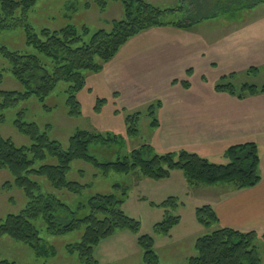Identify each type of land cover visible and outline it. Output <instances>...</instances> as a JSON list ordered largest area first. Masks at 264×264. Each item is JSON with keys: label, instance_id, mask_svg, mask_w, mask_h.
I'll list each match as a JSON object with an SVG mask.
<instances>
[{"label": "rangeland", "instance_id": "374dc122", "mask_svg": "<svg viewBox=\"0 0 264 264\" xmlns=\"http://www.w3.org/2000/svg\"><path fill=\"white\" fill-rule=\"evenodd\" d=\"M87 1L39 0L28 13L25 24L34 32L59 30L69 25L77 29L86 26L93 34L109 30L112 21L123 18V6L118 1H108L103 10L96 6L86 10L84 4ZM144 1L162 10L182 8L165 15L164 22L190 21L195 24L187 29L166 26L147 30L122 46L99 73L85 72V83L74 93L80 104L79 116L67 115L69 84L61 82L43 102L30 98L8 110L5 122L0 125L1 137L18 147L30 145L28 139L13 127L16 114L23 112L24 122L33 123L47 132L49 139L56 141L63 150H67L69 139L78 131L104 138L111 135L121 137L116 143L89 147V155L100 163L122 160L133 150L149 145L160 154L186 150L210 163L226 164L227 160L221 156L228 147L209 149L195 145L201 137L200 134L194 135L195 131H199L198 127L193 129L195 124L190 117L177 116L182 117L193 107L214 109L216 114L228 112V102L223 99L228 94L217 92V85L231 83L237 91L243 85L264 86V0ZM225 3H231L235 8L231 5L226 7ZM19 17L17 13L15 18ZM162 34H170L175 39L168 42ZM0 47L9 52L35 54L32 48L25 45L23 27L0 32ZM162 55L165 57L163 64L160 62ZM251 68L257 69V73H249ZM0 70L3 74L0 91H24L10 74L8 64L1 55ZM199 98L204 101L198 102ZM150 108L153 109L152 114L149 113ZM129 117L137 118L135 136L127 135L129 126L126 120ZM154 121L157 126L152 125ZM253 136L238 144L258 141V154L264 163V136ZM44 164L55 162L49 158L36 166ZM66 179L82 185L81 192L75 195L57 191L43 178L34 180L44 194L55 195L73 212L81 205L87 206L88 200L96 195H115L122 201L121 211L139 224V235L153 238L160 264H186L190 257L196 255L195 241L222 227L220 222L208 227L197 223L196 209L207 205L213 198L209 189L211 186L190 184L179 170L163 180L144 177L138 170L128 174L110 172L103 176L100 169L83 161H73ZM7 182H12L10 175L0 171V224L8 215H17L26 206L22 191L14 187L5 188ZM170 196L178 202L175 209H170L171 214L179 216L180 220L169 235H163L155 231V226L164 220L162 202ZM88 214L89 210L85 208L78 212L77 217ZM34 225L43 244L54 251V256L37 258L26 245L3 237L0 238V261L14 264H83L76 253L67 251V246L80 242L84 226L77 231L52 236L45 231L40 218L34 221ZM137 237L138 234L130 231H116L94 247L93 258L97 264H139L142 251ZM255 247L261 264H264V236L257 235Z\"/></svg>", "mask_w": 264, "mask_h": 264}, {"label": "trees", "instance_id": "16d2710c", "mask_svg": "<svg viewBox=\"0 0 264 264\" xmlns=\"http://www.w3.org/2000/svg\"><path fill=\"white\" fill-rule=\"evenodd\" d=\"M38 1L0 0V32L23 27L25 45L35 51V54L30 55L9 52L0 47V55L6 60L10 74L24 90L0 91V125L5 122V113L8 110L16 108L20 102L30 98L43 102L61 82L69 84L67 115L79 116L80 104L74 93L85 83V72L99 73L122 46L147 30L166 26L187 29L195 24L190 21L164 22L165 15L180 11V7L162 10L144 0H88L84 4L86 10L93 6L103 10L108 1L120 2L123 6V18L112 21L109 30H99L93 34L86 26L77 29L71 25L59 30L42 29L34 32L25 21ZM230 5L231 3H225L226 7ZM255 5L257 3L250 4L251 7ZM17 13L20 15L18 19L15 18ZM248 72L256 74L257 69L251 68ZM2 82L3 74L0 70V85ZM215 90L239 99L264 94V86L258 88L243 85L237 91L231 83L217 85ZM150 110L149 113L152 114L153 109ZM22 115L23 112L16 114L13 127L17 133L28 139L30 145L18 147L0 135V171H6L12 179V182L5 183L4 187H14L22 191L26 206L17 215H8L0 224V238L7 237L26 245L37 258L53 257L55 254L43 244L34 225V221L40 218L45 225V231L52 236L77 231L84 226L80 242L67 246V251L76 253L83 264H97L92 254L94 247L116 231L138 234L137 244L142 251L139 264H160L154 250L153 238L139 235V224L121 211L119 207L122 201L115 195H96L88 200L87 206L81 205L73 212L55 195L41 191L40 185L34 179H45L54 190L79 194L83 186L66 179L73 161L88 163L100 169L103 176L110 172L128 174L138 170L144 177L163 180L179 170L185 174L190 184H233L238 190L254 188L261 180L258 148L253 142L228 146L221 156L227 160L226 164L210 163L207 159L186 150L160 154L149 145L133 150L122 160L100 163L89 155V147L93 144L116 143L121 137L111 135L104 138L101 135L78 131L69 139L67 150H63L56 141L49 139L47 132L41 131L33 123L24 122ZM126 121L129 126L127 135L135 136L137 118L129 117ZM152 125L158 124L154 121ZM49 158L53 159L55 164L36 166ZM162 206L165 208L164 220L155 226V231L169 235L180 220L179 216L171 214L178 202L175 197L170 196L162 202ZM85 208L89 210V214L77 217L78 212ZM196 221L208 227L217 223L218 219L209 205H202L196 209ZM256 239L257 234L254 231L219 228L195 241L196 255L190 257L186 264H261L255 247ZM0 264L14 263L0 261Z\"/></svg>", "mask_w": 264, "mask_h": 264}, {"label": "crops", "instance_id": "0c3cea01", "mask_svg": "<svg viewBox=\"0 0 264 264\" xmlns=\"http://www.w3.org/2000/svg\"><path fill=\"white\" fill-rule=\"evenodd\" d=\"M162 35H164L162 38L168 42L175 39L170 34ZM164 58V55L160 57L162 64ZM223 99L228 102V112L216 114L213 113L214 109L203 108L200 110V108L193 107L182 117L177 116L179 118L190 117L195 124L192 126L193 129L198 127L199 131H195L194 135L200 134L201 137L196 140L195 145L200 144V146L209 149L218 146L227 148L234 143L238 144V142L251 139L254 137L253 135L264 136V94L242 99L228 95ZM197 100L198 102L204 101L202 98ZM201 117L203 119L200 120ZM257 142L254 143L259 152L260 147ZM259 158L261 180L254 188L238 190L233 184L209 187L213 198L206 204L214 210L221 228L243 232L254 231L257 235L264 236V163L261 162V157Z\"/></svg>", "mask_w": 264, "mask_h": 264}]
</instances>
